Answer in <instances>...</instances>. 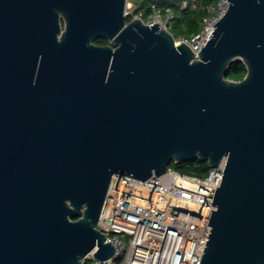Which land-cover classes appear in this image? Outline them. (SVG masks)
<instances>
[{"label": "water", "instance_id": "95a60500", "mask_svg": "<svg viewBox=\"0 0 264 264\" xmlns=\"http://www.w3.org/2000/svg\"><path fill=\"white\" fill-rule=\"evenodd\" d=\"M228 1L195 54L127 0H0V264H107L114 175L223 156L199 264H264V0Z\"/></svg>", "mask_w": 264, "mask_h": 264}, {"label": "built area", "instance_id": "2783aa9c", "mask_svg": "<svg viewBox=\"0 0 264 264\" xmlns=\"http://www.w3.org/2000/svg\"><path fill=\"white\" fill-rule=\"evenodd\" d=\"M192 0L193 8L205 10L201 26L191 36H173L197 54L208 40L217 22L228 8V0H213L201 5ZM187 1L181 9L187 7ZM128 4L125 14H133ZM170 7L152 4L147 17L137 12L144 23H158L169 30L174 18ZM227 157L209 167L204 176L185 174L168 167L161 175L139 179L131 175H114L97 222V228L110 241L114 254L107 264H199L211 230L210 214L216 206L212 196L220 186ZM107 232V233H106ZM93 264H100L87 255Z\"/></svg>", "mask_w": 264, "mask_h": 264}, {"label": "trees", "instance_id": "16d2710c", "mask_svg": "<svg viewBox=\"0 0 264 264\" xmlns=\"http://www.w3.org/2000/svg\"><path fill=\"white\" fill-rule=\"evenodd\" d=\"M184 1H187V7L181 9V5ZM201 5L212 4L213 0H199ZM152 4H156L160 7H170L175 15L172 22V27L169 29L174 35L191 36L197 32L201 26L202 17L206 14L205 10L192 7V0H140L135 3L133 14L127 15V20H130L137 12H142L145 17L150 13ZM96 43H103L105 39L98 38ZM246 73V68L243 62L239 59H235L230 64L226 78L231 80H240ZM170 167L185 174H193L197 176H204L208 171L206 162H200L198 160L171 163ZM74 219L77 216L73 217ZM84 264H93L90 258H86Z\"/></svg>", "mask_w": 264, "mask_h": 264}, {"label": "rangeland", "instance_id": "374dc122", "mask_svg": "<svg viewBox=\"0 0 264 264\" xmlns=\"http://www.w3.org/2000/svg\"><path fill=\"white\" fill-rule=\"evenodd\" d=\"M139 1L140 0H127V4L133 8L135 6V3L139 2ZM172 22H173V20L169 24V29L172 27ZM86 258H88V256Z\"/></svg>", "mask_w": 264, "mask_h": 264}, {"label": "flooded vegetation", "instance_id": "af4514ba", "mask_svg": "<svg viewBox=\"0 0 264 264\" xmlns=\"http://www.w3.org/2000/svg\"><path fill=\"white\" fill-rule=\"evenodd\" d=\"M98 39V38H97ZM103 39H105V38H103ZM95 42V41H94ZM96 43V42H95ZM96 44H98V45H106V44H109V41L107 40V39H105V42H103V43H96Z\"/></svg>", "mask_w": 264, "mask_h": 264}, {"label": "bare ground", "instance_id": "6f19581e", "mask_svg": "<svg viewBox=\"0 0 264 264\" xmlns=\"http://www.w3.org/2000/svg\"><path fill=\"white\" fill-rule=\"evenodd\" d=\"M141 21H142V20H141ZM142 22H143V21H142ZM143 23H144V22H143ZM145 24H148V23H145ZM152 24H154V23H152ZM148 25H151V24H148ZM163 29H164V28H163ZM173 42H174V40H173ZM179 44H181V43H175V42H174V45H175V46H178ZM186 46H187V45H186ZM189 49H190V48H189Z\"/></svg>", "mask_w": 264, "mask_h": 264}]
</instances>
